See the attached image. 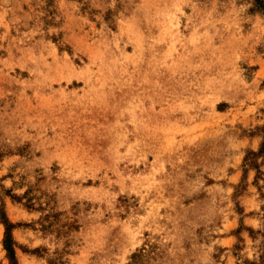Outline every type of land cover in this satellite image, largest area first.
I'll use <instances>...</instances> for the list:
<instances>
[{"label": "rangeland", "instance_id": "374dc122", "mask_svg": "<svg viewBox=\"0 0 264 264\" xmlns=\"http://www.w3.org/2000/svg\"><path fill=\"white\" fill-rule=\"evenodd\" d=\"M255 3L0 0V264H264Z\"/></svg>", "mask_w": 264, "mask_h": 264}, {"label": "trees", "instance_id": "16d2710c", "mask_svg": "<svg viewBox=\"0 0 264 264\" xmlns=\"http://www.w3.org/2000/svg\"><path fill=\"white\" fill-rule=\"evenodd\" d=\"M255 1H256L255 5L257 8L264 9V0H255ZM10 242H11V239L10 240L8 239L6 246L9 250L10 254H12V256L15 257V255H14L15 251L13 249V246L10 244Z\"/></svg>", "mask_w": 264, "mask_h": 264}]
</instances>
